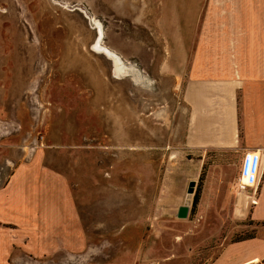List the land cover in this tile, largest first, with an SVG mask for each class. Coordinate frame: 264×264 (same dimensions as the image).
Segmentation results:
<instances>
[{
    "label": "rangeland",
    "instance_id": "1",
    "mask_svg": "<svg viewBox=\"0 0 264 264\" xmlns=\"http://www.w3.org/2000/svg\"><path fill=\"white\" fill-rule=\"evenodd\" d=\"M220 4L229 0H0L10 264H213L230 242L264 237V223L233 213L238 156L208 151L198 171L185 144L183 90L219 34ZM21 161L37 165L6 186ZM33 213L47 215L45 237Z\"/></svg>",
    "mask_w": 264,
    "mask_h": 264
},
{
    "label": "crops",
    "instance_id": "2",
    "mask_svg": "<svg viewBox=\"0 0 264 264\" xmlns=\"http://www.w3.org/2000/svg\"><path fill=\"white\" fill-rule=\"evenodd\" d=\"M214 13L219 20L216 19L219 34L205 39L212 42L202 48L203 54H200L183 90L190 105L185 144L193 153L198 154V171L202 169L206 152L211 150L237 155L239 169L245 151L259 152L260 162L253 169L252 175L250 176L251 171L248 175L247 172L242 175L243 181L249 183L239 188V177L236 175L234 187L240 191L233 199V213L236 217L249 215L251 220L262 224L264 0H229V4L214 6ZM34 165L37 162H18L6 186H21L28 179L26 173ZM46 169L49 168H44V172ZM48 171L54 177L53 172ZM29 217L30 221H47L45 213H33ZM41 226L40 236L45 237L46 232L50 231L46 222ZM237 251L240 253H236ZM6 252V246L0 245V264H10ZM262 259L264 237L251 236L223 246L213 264H263Z\"/></svg>",
    "mask_w": 264,
    "mask_h": 264
},
{
    "label": "built area",
    "instance_id": "3",
    "mask_svg": "<svg viewBox=\"0 0 264 264\" xmlns=\"http://www.w3.org/2000/svg\"><path fill=\"white\" fill-rule=\"evenodd\" d=\"M260 162V154L258 151L253 150V151H245L242 160H241V171H240V176H239V183L240 186L244 187L246 184L249 182H245L242 179V175L244 172H250V176L252 175L253 169L256 168V166Z\"/></svg>",
    "mask_w": 264,
    "mask_h": 264
},
{
    "label": "water",
    "instance_id": "4",
    "mask_svg": "<svg viewBox=\"0 0 264 264\" xmlns=\"http://www.w3.org/2000/svg\"><path fill=\"white\" fill-rule=\"evenodd\" d=\"M195 184V180H190L188 183V191H193V186ZM188 211V205L187 204H180L178 206L177 215L178 216H186Z\"/></svg>",
    "mask_w": 264,
    "mask_h": 264
},
{
    "label": "trees",
    "instance_id": "5",
    "mask_svg": "<svg viewBox=\"0 0 264 264\" xmlns=\"http://www.w3.org/2000/svg\"><path fill=\"white\" fill-rule=\"evenodd\" d=\"M195 199H196V195L194 196V201H195ZM248 237H251V236L243 237V239L248 238ZM241 239H242V238H238V239H236V240H241Z\"/></svg>",
    "mask_w": 264,
    "mask_h": 264
},
{
    "label": "bare ground",
    "instance_id": "6",
    "mask_svg": "<svg viewBox=\"0 0 264 264\" xmlns=\"http://www.w3.org/2000/svg\"><path fill=\"white\" fill-rule=\"evenodd\" d=\"M249 172H250V171L247 172V175H248ZM248 179H249V178H248ZM256 260H257V259H256ZM253 261H255V260H252V262H253Z\"/></svg>",
    "mask_w": 264,
    "mask_h": 264
}]
</instances>
